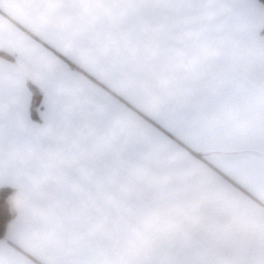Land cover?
<instances>
[{
    "label": "crops",
    "instance_id": "0c3cea01",
    "mask_svg": "<svg viewBox=\"0 0 264 264\" xmlns=\"http://www.w3.org/2000/svg\"><path fill=\"white\" fill-rule=\"evenodd\" d=\"M3 186L0 264H264V3L0 0Z\"/></svg>",
    "mask_w": 264,
    "mask_h": 264
},
{
    "label": "trees",
    "instance_id": "16d2710c",
    "mask_svg": "<svg viewBox=\"0 0 264 264\" xmlns=\"http://www.w3.org/2000/svg\"><path fill=\"white\" fill-rule=\"evenodd\" d=\"M264 3V0H260ZM33 104L34 108L39 106L41 95L33 89ZM14 190L10 187L3 186L0 188V239H3L6 235L7 228L14 217V211L11 206V197Z\"/></svg>",
    "mask_w": 264,
    "mask_h": 264
},
{
    "label": "rangeland",
    "instance_id": "374dc122",
    "mask_svg": "<svg viewBox=\"0 0 264 264\" xmlns=\"http://www.w3.org/2000/svg\"><path fill=\"white\" fill-rule=\"evenodd\" d=\"M40 102H41V100H40ZM39 105H40V103H39ZM14 194V193H13ZM13 196V195H12ZM11 199H12V197H11ZM11 201V200H10Z\"/></svg>",
    "mask_w": 264,
    "mask_h": 264
}]
</instances>
